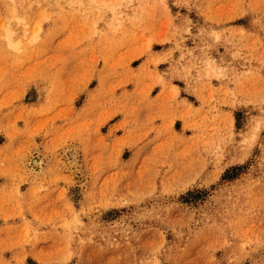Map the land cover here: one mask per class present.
Masks as SVG:
<instances>
[{"label": "rangeland", "instance_id": "rangeland-1", "mask_svg": "<svg viewBox=\"0 0 264 264\" xmlns=\"http://www.w3.org/2000/svg\"><path fill=\"white\" fill-rule=\"evenodd\" d=\"M0 264H264V0H0Z\"/></svg>", "mask_w": 264, "mask_h": 264}]
</instances>
